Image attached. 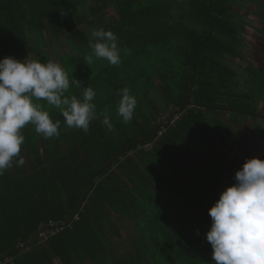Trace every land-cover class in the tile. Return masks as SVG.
<instances>
[{"label": "trees", "instance_id": "obj_1", "mask_svg": "<svg viewBox=\"0 0 264 264\" xmlns=\"http://www.w3.org/2000/svg\"><path fill=\"white\" fill-rule=\"evenodd\" d=\"M247 1L0 0V59L49 60L31 38L41 43L47 24L72 45L55 51L68 95L82 94L74 78L91 86L98 115L85 133L36 101L60 135L45 139L29 123L25 165L0 175V264H214L212 196L256 156L243 139L264 140V0H250L263 25L250 46ZM91 15L93 30L117 35L120 65L84 64L94 56L81 27ZM245 57L240 69L230 60ZM125 87L137 99L129 123L117 114Z\"/></svg>", "mask_w": 264, "mask_h": 264}, {"label": "clouds", "instance_id": "obj_2", "mask_svg": "<svg viewBox=\"0 0 264 264\" xmlns=\"http://www.w3.org/2000/svg\"><path fill=\"white\" fill-rule=\"evenodd\" d=\"M90 47L97 59L111 65L121 63L118 37L112 30H93ZM90 65L93 56L84 57ZM82 87L78 98L68 95L70 79L60 64L52 60H23L15 56L0 59V175L5 170L23 166L26 159L20 153L25 143L22 129L31 123L35 131L50 139L60 135V121H53L49 111L36 101L44 100L60 110L68 128L89 131L90 123L98 118L94 103L96 91L72 79ZM121 99L117 114L124 123L133 119L137 105L130 88L118 92ZM101 123L113 130L111 118L104 115ZM235 183L222 191L209 209L212 223L206 234L211 244L214 264H264V159L248 158L235 174Z\"/></svg>", "mask_w": 264, "mask_h": 264}, {"label": "rangeland", "instance_id": "obj_3", "mask_svg": "<svg viewBox=\"0 0 264 264\" xmlns=\"http://www.w3.org/2000/svg\"><path fill=\"white\" fill-rule=\"evenodd\" d=\"M88 1L90 2L91 0H88ZM256 7H257V5L254 2H252L250 0L247 1L246 10L248 11L249 17L248 18L245 17V19L252 23L251 26H247V30L244 33V36L246 38V42L248 43L247 46H250L251 44H260L259 37H258V36H260V33L258 32L257 28L258 27L263 28V25H262V22L260 21L259 17L255 16V14H254V11L256 12V10H255ZM238 10H240V9L238 8ZM241 11L244 12L245 10L241 9ZM97 18H98L97 15H94V16L91 15V17L87 18L84 21V23L82 24L81 27H83L88 34H91L93 31L94 25L97 23ZM43 33H44V35H43V40H41V43H39V41L37 40L36 35H33V36L31 35V38H33V43H34L32 45V48L34 50H36L37 52L41 51L43 48L46 49L48 51V53L50 54L49 60L52 59L54 62L55 61L58 62V59L55 55V51L60 52L62 54H67V53H69V51H71L72 45L70 44L68 38L63 37V38L55 41L53 39V36H52L47 24L45 25ZM89 36H91V35H89ZM41 44H44V46L42 47ZM34 50L33 51L31 50L32 54H34V52H36ZM74 53H75L74 56H76V57H79L83 54V53H77V51H75ZM93 60L96 61L97 58L95 56H93ZM230 60L232 62H234L238 66L239 69H240V66H246L247 63H249L251 61L249 58H246V57H245V59L244 58L243 59L236 58V59H230ZM84 64L86 66L89 65L87 62H84ZM61 67L66 71V68L64 65H61ZM240 71L242 72V70H240ZM156 100L159 102L160 98L158 99L156 97ZM46 105H48V104H46ZM49 106L54 108L51 105H48V107ZM260 124H261V127H264V119L263 118L261 119ZM262 133H264V131H262ZM243 142L248 144V148L251 150V152L252 151L256 152V156L260 157L261 159H264V140H262L261 142L253 143L248 139H243ZM217 147L222 148L219 144L217 145ZM235 151L237 154L236 153H234L233 155L231 154V157L236 158L237 156H240L241 151H240V149H238V147L236 148ZM227 179L231 180V182L235 181V173L234 174L227 173ZM232 184H233V182H232ZM216 196L217 195L215 192L212 197H214L215 200H218L219 194H218V198Z\"/></svg>", "mask_w": 264, "mask_h": 264}, {"label": "built area", "instance_id": "obj_4", "mask_svg": "<svg viewBox=\"0 0 264 264\" xmlns=\"http://www.w3.org/2000/svg\"><path fill=\"white\" fill-rule=\"evenodd\" d=\"M165 114H166V113H165ZM56 230H57V229H56ZM56 230H55L54 228H50V229H49V232H50V233H55ZM42 235L44 236V233H43Z\"/></svg>", "mask_w": 264, "mask_h": 264}]
</instances>
